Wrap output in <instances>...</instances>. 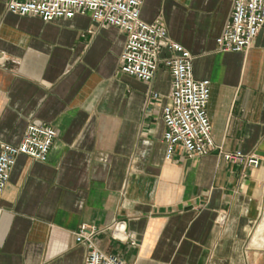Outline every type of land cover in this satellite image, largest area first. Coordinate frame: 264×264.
Returning <instances> with one entry per match:
<instances>
[{"label": "crops", "instance_id": "1", "mask_svg": "<svg viewBox=\"0 0 264 264\" xmlns=\"http://www.w3.org/2000/svg\"><path fill=\"white\" fill-rule=\"evenodd\" d=\"M8 1L0 0V151L33 121L58 135L46 161L17 157L0 198V264H84V224L127 264H264V27L246 51L221 52L232 0H143L142 17L161 16L195 56L196 77L211 80L218 149H178L168 160L163 64L153 82L140 80L121 71L127 34L117 26L89 14L46 22L9 12ZM220 149L255 153L261 164L227 161ZM118 221L129 238L114 236Z\"/></svg>", "mask_w": 264, "mask_h": 264}, {"label": "built area", "instance_id": "2", "mask_svg": "<svg viewBox=\"0 0 264 264\" xmlns=\"http://www.w3.org/2000/svg\"><path fill=\"white\" fill-rule=\"evenodd\" d=\"M143 3V0H9L7 10L22 16H38L46 22L89 14L103 27L112 25L125 31L127 38L120 55L123 73L151 83L163 64L171 74L168 103L162 108L166 159H173L178 149L190 156L208 155L218 149L208 113L211 80L196 77L195 56L170 37L161 16L151 22L142 17ZM232 4L230 17L217 38L218 50L244 52L264 27V0H232ZM151 94L155 98L160 96L155 90H151ZM57 135L52 125L33 121L27 125L19 143H1L0 198L8 186L17 157L27 155L46 161ZM220 152L227 161L254 167L261 164L260 156L255 153L246 155L243 151L223 149ZM99 231L96 226L84 224L76 233L78 240L88 248L84 264H127L123 256L106 253L97 246L94 237ZM113 231L118 239L129 238L125 221L115 223Z\"/></svg>", "mask_w": 264, "mask_h": 264}]
</instances>
